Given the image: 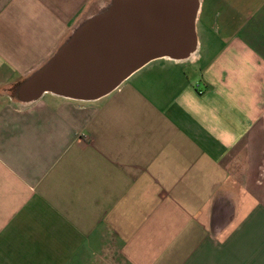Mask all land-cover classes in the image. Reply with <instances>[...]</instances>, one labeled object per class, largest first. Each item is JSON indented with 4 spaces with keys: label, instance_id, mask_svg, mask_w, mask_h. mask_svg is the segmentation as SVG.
I'll use <instances>...</instances> for the list:
<instances>
[{
    "label": "crops",
    "instance_id": "crops-1",
    "mask_svg": "<svg viewBox=\"0 0 264 264\" xmlns=\"http://www.w3.org/2000/svg\"><path fill=\"white\" fill-rule=\"evenodd\" d=\"M112 0H0V264H264V0H201L197 48L111 94L18 86Z\"/></svg>",
    "mask_w": 264,
    "mask_h": 264
},
{
    "label": "water",
    "instance_id": "water-1",
    "mask_svg": "<svg viewBox=\"0 0 264 264\" xmlns=\"http://www.w3.org/2000/svg\"><path fill=\"white\" fill-rule=\"evenodd\" d=\"M200 5L199 0H112L18 86L16 99L31 103L52 94L94 102L155 60L189 59L197 48Z\"/></svg>",
    "mask_w": 264,
    "mask_h": 264
},
{
    "label": "rangeland",
    "instance_id": "rangeland-1",
    "mask_svg": "<svg viewBox=\"0 0 264 264\" xmlns=\"http://www.w3.org/2000/svg\"><path fill=\"white\" fill-rule=\"evenodd\" d=\"M200 1V3H201V0H199Z\"/></svg>",
    "mask_w": 264,
    "mask_h": 264
}]
</instances>
